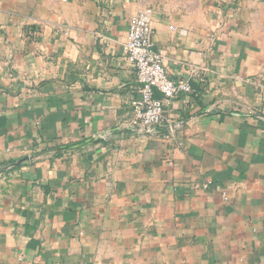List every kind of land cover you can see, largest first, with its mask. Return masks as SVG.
Wrapping results in <instances>:
<instances>
[{"label": "crops", "instance_id": "0c3cea01", "mask_svg": "<svg viewBox=\"0 0 264 264\" xmlns=\"http://www.w3.org/2000/svg\"><path fill=\"white\" fill-rule=\"evenodd\" d=\"M146 8L169 77L192 86L154 134L132 125L125 54ZM247 13L0 0V170L46 153L0 171V264H264V37Z\"/></svg>", "mask_w": 264, "mask_h": 264}, {"label": "built area", "instance_id": "2783aa9c", "mask_svg": "<svg viewBox=\"0 0 264 264\" xmlns=\"http://www.w3.org/2000/svg\"><path fill=\"white\" fill-rule=\"evenodd\" d=\"M154 33V10L146 8L130 19L125 45L126 60L135 68L141 85L140 97L132 103V125L147 134H154L161 124L165 113L164 100L192 92L187 80L169 77L164 57L155 50Z\"/></svg>", "mask_w": 264, "mask_h": 264}, {"label": "rangeland", "instance_id": "374dc122", "mask_svg": "<svg viewBox=\"0 0 264 264\" xmlns=\"http://www.w3.org/2000/svg\"><path fill=\"white\" fill-rule=\"evenodd\" d=\"M170 2H184L190 6L196 4L201 0H168ZM206 1V0H203ZM212 1V0H209ZM232 1L237 5L245 7L248 11L249 23L255 26L256 31L259 35L264 37V0H222Z\"/></svg>", "mask_w": 264, "mask_h": 264}, {"label": "water", "instance_id": "95a60500", "mask_svg": "<svg viewBox=\"0 0 264 264\" xmlns=\"http://www.w3.org/2000/svg\"><path fill=\"white\" fill-rule=\"evenodd\" d=\"M101 141L102 140H89V141L82 142L80 144L70 145V146H67L65 148H59V149L53 150L52 153L86 148L89 146H93V145H95ZM44 154H46V153H43V154H40L37 156H33V157H27V158L21 159V160L17 161L16 163H14V164L6 167V168L1 169L0 171L4 172V171H8L10 169L18 168V167L26 164L27 162H30V161L34 160L35 158L42 156Z\"/></svg>", "mask_w": 264, "mask_h": 264}]
</instances>
